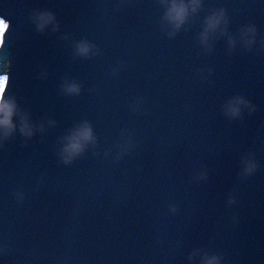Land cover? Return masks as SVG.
Listing matches in <instances>:
<instances>
[{"label":"water","instance_id":"95a60500","mask_svg":"<svg viewBox=\"0 0 264 264\" xmlns=\"http://www.w3.org/2000/svg\"><path fill=\"white\" fill-rule=\"evenodd\" d=\"M220 9L226 32L202 46ZM40 11L57 31L35 30ZM163 12L159 0H0L9 95L38 129L0 142V264H264V0H202L171 37ZM249 25L257 44L230 47ZM81 40L94 55L74 56ZM237 97L254 111L229 119ZM84 122L95 144L66 165L64 138Z\"/></svg>","mask_w":264,"mask_h":264},{"label":"clouds","instance_id":"9594fccd","mask_svg":"<svg viewBox=\"0 0 264 264\" xmlns=\"http://www.w3.org/2000/svg\"><path fill=\"white\" fill-rule=\"evenodd\" d=\"M159 5L164 9L161 23L171 29L168 33L169 37H171L187 23L190 16L198 12L201 8L202 0H159ZM32 23L37 32H44L49 28L53 32L58 30L55 16L48 11L35 13L32 17ZM226 26L227 20L224 10L213 11L204 20L202 31L199 34L200 44L202 46L208 45L218 32L220 35H224ZM6 32H8V27L4 19L0 18V68H2V71H0V142L9 139L16 131H19L21 136L30 138L34 131L38 130L31 123L28 115L20 110L16 100L9 95L10 85L8 81L11 61L2 55L5 47L4 37ZM237 43L249 50L254 44H257L255 27L249 25L241 28L235 38L232 36L228 37L230 47H235ZM260 47L264 49V41L260 42ZM73 54L76 57L86 59L95 54V48L86 40H81L75 43ZM6 88L7 94L5 95ZM61 91L68 96H78L81 86L75 81L65 80L61 86ZM242 109H247L249 113L254 111L247 101L237 97L227 101L223 111L227 118L236 119ZM49 123L51 124L52 122ZM92 144H95V137L91 126L84 122L64 138L63 147L60 151L62 162L66 165L70 164ZM240 165L244 175H251L256 169V164L251 160H241ZM172 211H175V209H172ZM188 259L191 261L192 256L190 255ZM219 260L220 258L217 256L205 257L204 264H219Z\"/></svg>","mask_w":264,"mask_h":264},{"label":"snow or ice","instance_id":"6c2138e0","mask_svg":"<svg viewBox=\"0 0 264 264\" xmlns=\"http://www.w3.org/2000/svg\"><path fill=\"white\" fill-rule=\"evenodd\" d=\"M4 21H5V23H6L7 27H8V29H9V25H10L9 22H8L7 20H5V19H4ZM7 33H8V32H7ZM6 37H7V36H6ZM6 37H4L5 42H6Z\"/></svg>","mask_w":264,"mask_h":264}]
</instances>
